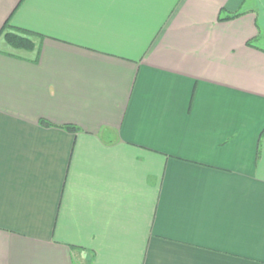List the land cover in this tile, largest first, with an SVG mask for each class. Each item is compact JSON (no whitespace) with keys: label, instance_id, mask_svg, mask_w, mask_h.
Listing matches in <instances>:
<instances>
[{"label":"crops","instance_id":"crops-1","mask_svg":"<svg viewBox=\"0 0 264 264\" xmlns=\"http://www.w3.org/2000/svg\"><path fill=\"white\" fill-rule=\"evenodd\" d=\"M7 20L43 35H0V264H264V0Z\"/></svg>","mask_w":264,"mask_h":264},{"label":"trees","instance_id":"trees-1","mask_svg":"<svg viewBox=\"0 0 264 264\" xmlns=\"http://www.w3.org/2000/svg\"><path fill=\"white\" fill-rule=\"evenodd\" d=\"M237 15L239 14H235L233 16H227L226 18H233ZM2 34L4 35L6 40L14 47L25 48L28 50H32L36 46L31 36L35 34L43 35L27 28L12 25L9 23L8 20L0 30V35ZM42 122L45 124H51L50 122L45 120H43ZM67 127L69 129L78 130V127L75 125H67Z\"/></svg>","mask_w":264,"mask_h":264}]
</instances>
